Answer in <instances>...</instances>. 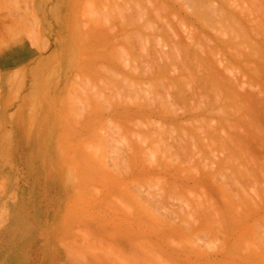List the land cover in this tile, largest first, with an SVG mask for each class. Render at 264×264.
Listing matches in <instances>:
<instances>
[{"label":"rangeland","instance_id":"obj_1","mask_svg":"<svg viewBox=\"0 0 264 264\" xmlns=\"http://www.w3.org/2000/svg\"><path fill=\"white\" fill-rule=\"evenodd\" d=\"M17 39L0 264H264V0H0Z\"/></svg>","mask_w":264,"mask_h":264},{"label":"crops","instance_id":"obj_2","mask_svg":"<svg viewBox=\"0 0 264 264\" xmlns=\"http://www.w3.org/2000/svg\"><path fill=\"white\" fill-rule=\"evenodd\" d=\"M40 56V50L25 39L13 40L0 50V143H13L19 137L24 88Z\"/></svg>","mask_w":264,"mask_h":264},{"label":"bare ground","instance_id":"obj_3","mask_svg":"<svg viewBox=\"0 0 264 264\" xmlns=\"http://www.w3.org/2000/svg\"><path fill=\"white\" fill-rule=\"evenodd\" d=\"M106 18H107V17H106ZM120 18H121V17H120ZM124 24H125V23H124ZM110 25H111V24H110ZM115 35H116V34H115ZM115 35H114V36H115ZM119 42H120V41H119ZM37 43H38V42H37ZM32 44H33V46L38 47V46L35 44L34 41H33ZM38 48H39V47H38ZM38 50H39V49H38ZM121 56H123V55H121ZM124 57H125V56H124ZM127 57H128V56H127ZM121 58H122V57H121ZM125 59H126V58H125ZM125 59H124V61H125ZM109 61H110V60H109ZM106 62H107V61H106ZM111 62H112V61H111ZM111 62H110V63H111ZM122 62H123V61H122ZM129 62H130V61H129ZM108 63H109V62H108ZM161 63H162V62H161ZM111 64H112V63H111ZM108 65H109V64H108ZM121 65H122V64H121ZM124 65H125V64H124ZM168 65H169V64H168ZM113 66L116 67L115 65H113ZM118 66H119V64H118ZM101 67H102V66H101ZM111 67H112V66H111ZM124 67H125V66H124ZM128 67H129V66H128ZM164 67H166V65H165ZM117 68H118V67H117ZM146 68H147V67H146ZM118 69H119V68H118ZM106 70H107V69H105V71H106ZM108 70H109V69H108ZM114 70L116 71V68H115ZM130 70H131V69H130ZM132 70H134V69H132ZM137 70H138V69H137ZM145 70H146V69H145ZM115 71L112 72L113 75H114V74L116 75V73H114ZM143 71H144V69H143ZM147 71H148V70H147ZM135 72H136V71H135ZM140 72H141V71H140ZM148 72H149V71H148ZM108 73H109V72H108ZM112 73L110 72L111 75H112ZM106 74H107V73H106ZM137 74H139V72H138ZM149 74L151 75L152 73L149 72ZM117 75H118V74H117ZM139 75H140V77H142V75H143L144 78H145V76H146V74H142V75H141V73H140ZM152 75H153V74H152ZM115 77H116V76H115ZM115 77H114V78H115ZM117 77H118V76H117ZM143 77H142V79H140V80H144ZM151 77H152V76L147 75V77H146L147 81L150 80ZM115 79H116V78H115ZM136 79H139V76H138V78H136ZM123 80H124V79H123ZM115 81H116V80H115ZM124 81H125V80H124ZM98 82H99V81H98ZM122 82H123V81H122ZM127 82H129V80H128ZM140 82H142V84L144 83V81H140ZM137 83H138L139 85L141 84V83H139V81H138ZM137 83H135V85H136ZM127 84H128V83H127ZM132 84H133V83H132ZM138 84H137V85H138ZM144 84H145V83H144ZM121 85H122V84H121ZM133 85H134V84H133ZM135 85H134V87L137 86V85H136V86H135ZM126 86H129V84L126 85ZM148 87H149V86H148ZM116 88H117V87H116ZM131 88H132V87H131ZM116 90H117V89H116ZM147 90H148V89H147ZM148 91H149V90H148ZM148 91H147V92H148ZM158 99H159V98H158ZM162 102H163V101H162ZM148 106H149V105H148ZM134 108H135V107H134ZM136 108H137V107H136ZM133 111H134V110H133ZM136 111H137V112H136ZM136 111H135L136 113H140V114H143V115H145V116H147V115H149V116H150V115H155V113H153L152 111H151V112H148V111H147L144 107H142V106L138 107V108L136 109ZM136 113H135V114H136ZM168 113H169V112H168ZM172 114H173V113H172ZM149 116H148V117H149ZM150 117H151V116H150ZM150 117H149V118H150ZM138 129H139V128H138ZM147 135H148V134H147ZM140 139H141V138H140ZM143 139H144V138H143ZM146 140H147V139H146ZM142 141H143V140H142ZM211 141H212V140H211ZM146 142H147V141H146ZM164 146H165V145H164ZM181 149H182V148H181ZM170 150H171V149H170ZM172 150H173V149H172ZM224 200H225V199H224ZM152 202H153V201H152ZM157 203H158V202H157ZM148 204H149V203H148ZM210 205H211V204H210ZM140 206H141V205H140ZM231 206H232V205H231ZM160 207H161V206H160ZM195 207H196V206H195ZM211 208H212V207H211ZM214 209H215V207H213L212 210H214ZM191 210H192V209H191ZM215 210H216V209H215ZM156 212H157V211H156ZM210 212H211V211H210ZM214 212H215V211H214ZM212 213H213V211H212ZM212 213H211V214H212ZM217 213L219 214V212H217ZM217 213H216V214H217ZM156 214H157V213H156ZM204 215H205V214H204ZM213 215H214V214H213ZM219 215H220V214H219ZM219 215H218V216L216 215V216L219 217ZM131 216H132V215H131ZM216 216H215V217H216ZM212 218H213V217H212ZM217 221H218V220H217Z\"/></svg>","mask_w":264,"mask_h":264}]
</instances>
